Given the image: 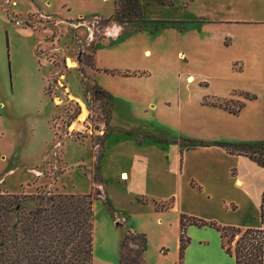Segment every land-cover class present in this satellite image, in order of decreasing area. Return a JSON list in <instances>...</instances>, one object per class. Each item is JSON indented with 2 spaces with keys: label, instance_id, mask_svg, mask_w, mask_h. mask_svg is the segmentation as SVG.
<instances>
[{
  "label": "rangeland",
  "instance_id": "obj_1",
  "mask_svg": "<svg viewBox=\"0 0 264 264\" xmlns=\"http://www.w3.org/2000/svg\"><path fill=\"white\" fill-rule=\"evenodd\" d=\"M60 1L52 0L50 12H43L32 0H0V194L21 196L24 208L49 194H91L93 263L105 254L134 256L140 232L146 236L143 258L148 264H234L214 228L187 233L192 242L180 260L173 216L167 221L160 213L126 215L123 220L105 203L97 162L110 124L126 129L139 125L130 113L131 95L140 106L156 102L154 114L160 119L169 118L180 93L183 102L198 104L231 97L243 101L241 92H248L255 95L256 108H262L260 64L233 58L247 57L240 45L247 39L255 45L263 41L264 25L245 33L246 26L202 25L206 22L198 19L145 23L135 0H69L70 10L61 8ZM154 10L158 17L168 15ZM146 48L151 54H143ZM178 51L184 55L177 56ZM133 66L152 74L134 92L122 83L135 79L123 77L119 83L103 72ZM158 84L161 92L150 89ZM163 100L172 105L163 106ZM254 144L253 155L264 157V141ZM196 237L206 242L199 244ZM69 263L67 256L55 262Z\"/></svg>",
  "mask_w": 264,
  "mask_h": 264
},
{
  "label": "crops",
  "instance_id": "obj_2",
  "mask_svg": "<svg viewBox=\"0 0 264 264\" xmlns=\"http://www.w3.org/2000/svg\"><path fill=\"white\" fill-rule=\"evenodd\" d=\"M32 2L46 12L50 10L52 0ZM138 2L140 17L145 23L161 18L198 19L206 22H202L205 23L202 25L230 23L246 26L248 28L243 30L245 33L253 32L257 25H264V0ZM59 5L61 8L68 6V10L71 9L69 0H61ZM154 8L163 10L168 15H153L156 14ZM247 41L240 44L248 52L247 57L240 54L233 59L246 64L257 62L261 66L259 71L264 73V38L258 45L252 39ZM148 52L151 54L149 48L143 50L145 55ZM182 55L183 52H177V56ZM119 70L146 72L143 75L110 74L115 75L119 83L126 77L135 79L122 83L132 92L140 88V81L146 82L152 75L149 70L135 66ZM165 72L167 71H162ZM150 89L161 92L163 85L150 86ZM130 97L134 102L129 103L130 113L139 125L135 129H126L125 126L110 124L97 162L101 191L114 213H119L123 218L126 215L151 216L160 213L167 221L168 216H173L178 227V254L181 214L215 220L222 225L264 227V164L260 165L243 154L229 153L220 145V142L264 141V106L256 108L253 100H247L240 111L233 114L202 101L198 104L188 102L190 100L183 102L180 93L175 101L177 109L170 112L169 118L160 119L154 114L156 102L153 104L149 101L140 106L136 104L134 95ZM166 103L162 101L163 106L172 105L171 102ZM182 104L185 106L184 110L181 108ZM166 201L168 205L157 207V203ZM245 215H248V220L243 219ZM122 222L117 219L116 224L124 226ZM201 229L212 227L188 225L186 235L189 233L193 236L192 232L196 233ZM192 238L189 237L187 246L191 244ZM196 240L199 244L206 242L201 237H196ZM118 254L119 252L115 256L105 254L96 257L93 264H119ZM179 264L185 262L181 260Z\"/></svg>",
  "mask_w": 264,
  "mask_h": 264
},
{
  "label": "trees",
  "instance_id": "obj_3",
  "mask_svg": "<svg viewBox=\"0 0 264 264\" xmlns=\"http://www.w3.org/2000/svg\"><path fill=\"white\" fill-rule=\"evenodd\" d=\"M139 14L140 4L135 0ZM113 16V15H112ZM111 16V17H112ZM110 74L143 75V70H125L123 72L103 69ZM107 93V92H106ZM236 91L232 93L234 95ZM244 100L224 98L203 103L221 107L237 114L247 100L255 95L241 92ZM237 102V108L228 105ZM191 142V141H190ZM229 153L243 154L260 165L264 157L257 158L254 143L220 142ZM142 200L143 198H139ZM21 196L17 194H0V264H55L59 256H67L69 264H93V197L91 194H49L42 196L37 205L24 208ZM105 203L114 210L107 199ZM168 205V202L157 203V207ZM212 227L219 232L220 246L225 253L234 256L235 264H263L264 258V227H239L222 225L215 220H205L195 216L181 214L179 234V259L189 243L186 227ZM126 233L121 241V248L128 240ZM141 237L134 256L127 257L122 252L119 264H148L143 258L146 249V236ZM238 235L235 244L232 239ZM130 264V263H129Z\"/></svg>",
  "mask_w": 264,
  "mask_h": 264
},
{
  "label": "bare ground",
  "instance_id": "obj_4",
  "mask_svg": "<svg viewBox=\"0 0 264 264\" xmlns=\"http://www.w3.org/2000/svg\"><path fill=\"white\" fill-rule=\"evenodd\" d=\"M126 175V174H125Z\"/></svg>",
  "mask_w": 264,
  "mask_h": 264
}]
</instances>
